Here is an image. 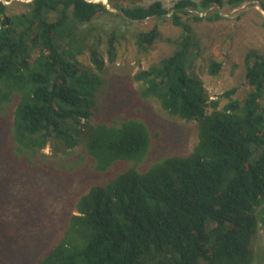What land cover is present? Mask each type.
Returning a JSON list of instances; mask_svg holds the SVG:
<instances>
[{
    "label": "trees",
    "instance_id": "1",
    "mask_svg": "<svg viewBox=\"0 0 264 264\" xmlns=\"http://www.w3.org/2000/svg\"><path fill=\"white\" fill-rule=\"evenodd\" d=\"M109 1L131 21L171 12ZM246 2L264 7L175 0L176 36L155 22L130 40L101 24V2L10 13L0 0V264L264 263V48H246L239 83L211 98L203 77L225 63L200 24L222 17L190 12ZM141 103L192 125V147L159 149Z\"/></svg>",
    "mask_w": 264,
    "mask_h": 264
},
{
    "label": "rangeland",
    "instance_id": "2",
    "mask_svg": "<svg viewBox=\"0 0 264 264\" xmlns=\"http://www.w3.org/2000/svg\"><path fill=\"white\" fill-rule=\"evenodd\" d=\"M2 1L9 6L10 13H15L23 11L25 4L31 0ZM92 1L105 4L111 12L101 18V24L108 28H118L130 40H132L133 35L138 31L151 28L155 22L159 23L161 30L167 37H173L179 33V28L175 27L170 19L175 0H162L165 7L171 10L164 20L149 19L143 22L131 21L120 10L115 9L109 0ZM118 3L126 5V3ZM190 12L193 15H200L201 17H205L211 13H219L222 17L221 20L215 22L204 21L200 24V29L203 33L209 34L215 39L211 52L219 61L225 63V69L219 78H212L207 75L203 77L207 83L211 98H217L226 89L239 83L240 72L236 73L234 71L235 75H233L231 70L234 63L242 62L246 48L251 46L264 48V15L262 14L264 7L261 2H246L237 8L214 6L206 11L190 10ZM159 46V50L152 54L155 57L169 50V48L165 47L164 43H161ZM132 54V47H130V51L125 53V57L131 62L134 61ZM132 64L134 65V62ZM146 65L147 62H143V66ZM135 67V70H137L139 64L136 63ZM247 90H249V87H244L241 95ZM141 105L145 110L150 126L161 135L159 144L163 143L164 146L159 149H173V151L184 152L192 147L194 143L192 125H185L183 121L170 118L155 103H141ZM45 151L49 153L50 149L46 148ZM256 246L258 256H264V238L261 231L258 233Z\"/></svg>",
    "mask_w": 264,
    "mask_h": 264
},
{
    "label": "water",
    "instance_id": "3",
    "mask_svg": "<svg viewBox=\"0 0 264 264\" xmlns=\"http://www.w3.org/2000/svg\"><path fill=\"white\" fill-rule=\"evenodd\" d=\"M262 14L264 15V12H262Z\"/></svg>",
    "mask_w": 264,
    "mask_h": 264
}]
</instances>
